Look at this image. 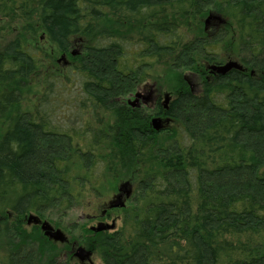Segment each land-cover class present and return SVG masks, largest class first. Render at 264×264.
I'll return each mask as SVG.
<instances>
[{"label": "trees", "instance_id": "1", "mask_svg": "<svg viewBox=\"0 0 264 264\" xmlns=\"http://www.w3.org/2000/svg\"><path fill=\"white\" fill-rule=\"evenodd\" d=\"M209 11L230 26L186 31L182 22ZM2 19L31 38L41 31L72 62L0 28V264L35 263L27 215L69 210L102 164L129 160L142 170L132 199L143 209L127 237L102 233L103 264H264V0H0ZM229 36L243 71L194 94L180 77L168 109L119 101L160 66L204 76ZM89 113L96 129L83 123ZM163 114L181 133L149 126ZM48 244L44 264H77Z\"/></svg>", "mask_w": 264, "mask_h": 264}, {"label": "rangeland", "instance_id": "2", "mask_svg": "<svg viewBox=\"0 0 264 264\" xmlns=\"http://www.w3.org/2000/svg\"><path fill=\"white\" fill-rule=\"evenodd\" d=\"M215 16L218 17L219 19H213L210 21V24L208 27H206V22L207 20L211 17ZM184 28L186 31H191L193 29H197L203 31L204 33L208 35H212L215 32L219 30L220 27L223 26H230L231 22L230 19L222 18L220 16L215 15L214 12L209 11L206 15H203L202 18H196V19H191V20H185V22H182ZM0 28L2 31V36L6 37V40L8 39H13L15 35L19 34L20 36L23 37L26 42L33 47L34 49L39 48L43 52L50 53L52 57L57 59L59 65L61 64L64 68L67 67V65H71V59H68V57L61 55L58 53L54 48V46H51L49 43L48 39L46 38L45 35L41 33V31H37L36 33V38H31L30 36L26 35L24 31L22 30V25L19 23L13 22V24L9 23L7 20H0ZM230 30L233 31V27H230ZM220 52V60L221 63L219 64H214V65H205L203 71L205 70L204 76L202 74H195V73H190L189 71L185 70L182 71L180 74L179 71H175L173 69L169 70L168 68H164L160 66L158 70L154 72L153 78H155L154 81H144L143 84L145 85L144 88L148 87L149 85H153V89L149 86L147 88V94L145 97L149 99L148 103L146 106L143 104L142 99H136V98H129L130 95L127 97H123L119 99V101H122L123 106L129 108L132 111L139 110V108H148L152 103V95L150 92L156 93L158 96H161V101L162 103L166 102V96H169L171 100L176 98L177 93L180 89H177L178 86V79H183L184 84H186V88L192 92V86L187 82L185 79V76L189 75L192 84H194V93H198L201 91L202 87L205 85V82H211L215 78V76H218L216 72H213L210 70L209 67L215 66V65H226L228 62H238L241 65V61L237 56V48H236V38L233 36H229L218 48ZM203 65V66H204ZM193 75L198 76V81H194ZM177 87V88H176ZM181 87V86H180ZM143 88V90H145ZM185 89V87H183ZM181 89V90H183ZM142 89H138L137 92H134L132 95H137V94H143ZM153 90V91H152ZM193 93V94H194ZM150 96V97H149ZM130 103H135V102H140L138 107L129 105ZM121 103V102H119ZM170 103L166 104L168 107ZM72 105V104H71ZM77 104L75 103L74 108L72 106L69 107V110L73 112V110H78L77 109ZM145 108V109H146ZM167 109V108H165ZM143 110V109H142ZM149 110V109H147ZM69 114V112L67 113ZM71 115H66V119H68ZM155 119H160L161 120V126H166L168 131H179L181 133V123L178 121H171V119L167 118L164 114L161 116H152V120L149 123V126L153 127V120ZM89 120V122H92V125L95 126L94 129L97 128V122L91 120V114H87V117L83 120V123L85 121ZM95 124V125H94ZM68 125H71L68 123ZM72 126V125H71ZM101 128V127H99ZM154 129V127H153ZM165 130V128L163 129ZM162 132V131H161ZM78 137V136H77ZM79 138V137H78ZM81 141V143L79 142ZM79 143H75L76 146L79 147V145H82L83 148L87 147V142L84 143V140L82 138H79ZM90 145V144H89ZM104 150H107L105 146H101L98 148V151L102 155H104ZM100 154V156H101ZM106 156V155H104ZM102 157V156H101ZM108 163H113L109 162ZM126 167H120L118 168V165H114V168L112 170L107 171V167L105 164H102L100 166V170L98 171V174H96V182H94L93 186L92 184H87L85 185V190L81 195L77 196V202L71 206V208L67 211H62V209H54L51 211H45L44 215L42 218L47 220L49 223L54 225L55 227L61 228L66 234L69 233L74 239L77 241H80L82 244H85L88 246V248L93 249L94 253V261L95 264H103L102 259H101V238H103L104 232H92L90 231V227L94 226L97 227V223L100 221L105 222L106 224H113V221L116 223L115 228L112 229L109 234H112L113 232L116 231H124L125 236L127 237L128 234L132 233V224L133 222L131 221L133 214L135 210L137 211H142L143 209V202L141 201L140 205L136 208L134 206V201L133 199L122 209H117V210H112L110 212V217L105 218L103 216V212L107 209V205L111 200H113L114 196L119 194V190L122 185L128 184L129 186H133L134 194L136 191L139 189V185L141 182V179L143 177L142 175V170L135 165L134 161L130 160L126 163ZM82 163L76 164L77 167H79L78 172L84 174L85 167L82 166ZM118 171V172H116ZM100 179V180H99ZM77 185H75L73 188H71L73 191H76ZM36 214V213H34ZM11 214H8V218L12 219V216L10 218ZM31 214L27 215L26 218H24V230L26 231L27 234H31L34 236L35 242L37 241L39 244L38 246V254L35 258V263L33 264H44L46 262V254L47 251H49V246H47L48 242H51V244L55 245L58 247L61 251V249H64V245H60L59 243L54 244L52 241L48 239L41 231L33 226H29L27 224V219ZM41 236V237H40ZM43 240H42V239ZM46 240V241H45ZM45 241V242H44ZM49 245V244H48ZM7 255V250L4 245H0V257L6 256ZM39 257V259H38ZM74 261V260H73Z\"/></svg>", "mask_w": 264, "mask_h": 264}, {"label": "water", "instance_id": "3", "mask_svg": "<svg viewBox=\"0 0 264 264\" xmlns=\"http://www.w3.org/2000/svg\"><path fill=\"white\" fill-rule=\"evenodd\" d=\"M213 19H219L218 17L215 16H211L207 22H206V27L209 26L210 21ZM210 70H212L213 72H216L219 76H227L228 73L234 71H243L242 70V66L237 62H228L226 63V65H215V66H211L209 67ZM185 79L187 80V82L189 84H191L192 86V93H194V84H192L191 79L189 77V75L185 76ZM137 98H139V94L136 95ZM153 127L154 130H156L157 132H161L165 126H161V120L160 119H155L153 120ZM132 186H129L128 184H124L121 186L120 190H119V194L114 196L113 200H111L109 202V204L107 205L108 209H122L126 206V202H127V198H130V195L132 193ZM123 193L125 194V197L123 196ZM12 214L10 215L11 218ZM27 224L29 226L32 225H41V231L43 233V235H46L50 241L56 243V242H60V243H64L66 240L65 234L60 230V229H54L53 225L51 223H49L47 220H44V222H42L39 218L38 215L36 214H31L28 219H27ZM115 228V223L109 225L106 223H100L97 227H93L92 230L94 232L100 233V231H104V230H111ZM79 251L81 253L82 260L85 259H89V255H86L84 249L79 248Z\"/></svg>", "mask_w": 264, "mask_h": 264}, {"label": "flooded vegetation", "instance_id": "4", "mask_svg": "<svg viewBox=\"0 0 264 264\" xmlns=\"http://www.w3.org/2000/svg\"><path fill=\"white\" fill-rule=\"evenodd\" d=\"M193 79H194V81H198V76L197 75H193ZM146 94H147V91L146 90H144L143 91V94H139V98H137L136 97V95H132V94H130V97L129 98H136V99H142V101H143V104L146 106V104L148 103V101H149V99L147 98V97H145L146 96ZM150 97V96H149ZM152 97V99H151V105L148 107V108H146V107H144V108H139V109H143V110H147V109H156L157 107H160V106H162V107H164V109L165 108H167L168 109V107L166 106V104H168V103H170L172 100H171V98L169 97V96H166V102L165 103H162V101H161V96H158L157 94L156 95H152L151 96ZM140 103V102H139ZM139 103L138 102H135V103H130V101H129V105H132V106H135V107H138L139 106ZM146 108V109H145ZM167 127L165 126V129H166ZM133 187V186H132ZM133 193H134V189H132V193H131V195H130V198H127V202H126V205L131 201V199H132V195H133ZM123 196L125 197V194L123 193ZM112 210H117V209H106L104 212H103V216L102 217H105V218H108V217H110V212L112 211ZM36 215H38V214H36ZM13 216V215H12ZM39 216V215H38ZM39 218H40V220L42 221V222H44V218H42L41 216H39ZM100 223H105V222H103V221H100L99 223H97V225H99ZM113 223H115L114 221H113ZM116 224V223H115ZM33 226V225H32ZM34 227L36 228V229H38L39 231H41V225H34ZM53 227H54V229L56 230V229H60L64 234H65V237H66V240H65V242L64 243H60V242H56V243H59L60 245H64V251H65V254H64V256L66 257V258H68V256H70L71 257V259L72 260H74L77 264H95V261H94V253H93V249H89L88 248V246L87 245H85V244H82L80 241H77L76 239H74L69 233H65L61 228H59V227H55L54 225H53ZM94 226H92V227H90V231H92V232H94L93 230H92V228H93ZM112 230V229H111ZM111 230H104V231H100V232H110ZM41 233H42V231H41ZM46 236V235H45ZM47 237V236H46ZM49 239V238H48ZM54 243V242H53ZM56 243H54V244H56ZM79 248H82V249H84V251H85V253H86V255H89V259H85V260H82V255H81V253H80V251H79Z\"/></svg>", "mask_w": 264, "mask_h": 264}]
</instances>
